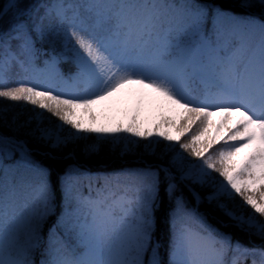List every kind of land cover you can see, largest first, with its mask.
Here are the masks:
<instances>
[{
  "label": "snow or ice",
  "instance_id": "1",
  "mask_svg": "<svg viewBox=\"0 0 264 264\" xmlns=\"http://www.w3.org/2000/svg\"><path fill=\"white\" fill-rule=\"evenodd\" d=\"M229 2L239 11L216 0L0 5V100L14 102L0 103V264H264V0ZM31 142L68 159L107 150L153 163L69 165L44 246L56 194ZM162 187L167 260L153 242ZM187 197L261 244L209 224Z\"/></svg>",
  "mask_w": 264,
  "mask_h": 264
},
{
  "label": "trees",
  "instance_id": "2",
  "mask_svg": "<svg viewBox=\"0 0 264 264\" xmlns=\"http://www.w3.org/2000/svg\"><path fill=\"white\" fill-rule=\"evenodd\" d=\"M5 0H0V5H2ZM217 3L221 4L226 10H232L238 12V8H233L229 0H216ZM44 49L50 51L48 45H43ZM71 68L70 63H61V69L67 73ZM7 134V133H6ZM30 148L33 151V157L38 161L43 167L47 168L50 173L51 184L53 185L56 194V212L52 215L45 224L42 230L43 244L46 246L48 239V229L52 227L56 219L60 215L61 211V190L59 186V178L63 175L65 170L71 164H78L84 168L90 169L93 172H117L125 168H143L147 167L148 164L153 163V159L149 157H140L138 155H127L118 156L115 154H110L107 150L102 151L99 155L92 157H85L82 154H78L73 159H68L64 154L50 151L45 146H41L37 143L31 142ZM87 192V189H85ZM161 198L162 203L155 212V225L153 232V242L159 247L162 257L167 260L168 252L171 248L172 242V231L169 223V213L173 208V203L164 194L163 187L161 188ZM188 207L194 209L203 215L209 224L216 228H219L222 232L230 233L233 235L234 239H239L242 243L247 246L260 245L261 240L257 237H252L239 232L237 229L232 227L227 221V218L223 217L221 213L207 205L202 203L197 205L191 197H187ZM180 223L184 222V218L179 219ZM41 255H35V260L38 261L42 259ZM249 264L251 262L249 261Z\"/></svg>",
  "mask_w": 264,
  "mask_h": 264
},
{
  "label": "rangeland",
  "instance_id": "3",
  "mask_svg": "<svg viewBox=\"0 0 264 264\" xmlns=\"http://www.w3.org/2000/svg\"><path fill=\"white\" fill-rule=\"evenodd\" d=\"M69 63H70V62H69ZM65 64H67V63H65ZM70 65H71V64H70ZM72 67H73V66L71 65V68H72ZM0 103H8V104H11V103H14V102H10V101H2V100H0ZM110 115L115 116V118H116L117 120H119V119H125V114H124L123 110H121V111L118 112V113H112V114H110ZM89 142H91V141H89ZM34 143H35V142H34ZM39 145L43 146L42 144H39ZM149 158H151V157H149ZM151 159H152V158H151ZM236 199H237V202H241L240 199H239V197H237ZM170 249H171V248H170ZM170 249H169V252H168V258H169ZM34 260H35V256H34Z\"/></svg>",
  "mask_w": 264,
  "mask_h": 264
}]
</instances>
